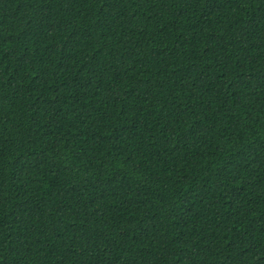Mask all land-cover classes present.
Here are the masks:
<instances>
[{"label": "trees", "instance_id": "16d2710c", "mask_svg": "<svg viewBox=\"0 0 264 264\" xmlns=\"http://www.w3.org/2000/svg\"><path fill=\"white\" fill-rule=\"evenodd\" d=\"M0 264H264V0H0Z\"/></svg>", "mask_w": 264, "mask_h": 264}]
</instances>
